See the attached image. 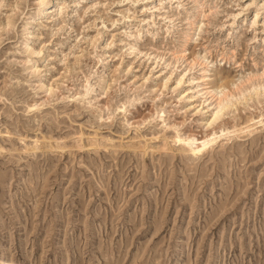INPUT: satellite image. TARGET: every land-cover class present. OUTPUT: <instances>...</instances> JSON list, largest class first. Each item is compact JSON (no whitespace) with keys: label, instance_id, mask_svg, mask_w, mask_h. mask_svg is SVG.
Wrapping results in <instances>:
<instances>
[{"label":"rangeland","instance_id":"374dc122","mask_svg":"<svg viewBox=\"0 0 264 264\" xmlns=\"http://www.w3.org/2000/svg\"><path fill=\"white\" fill-rule=\"evenodd\" d=\"M263 2L0 0V264H264Z\"/></svg>","mask_w":264,"mask_h":264},{"label":"bare ground","instance_id":"6f19581e","mask_svg":"<svg viewBox=\"0 0 264 264\" xmlns=\"http://www.w3.org/2000/svg\"><path fill=\"white\" fill-rule=\"evenodd\" d=\"M47 1H43L42 2V4L40 5V8L38 9L39 10V12L40 13H43V12H45L47 9H46V3ZM264 3V2H263ZM46 9V10H45ZM58 9V6L57 7H55L53 10H57ZM257 15V11H254V17ZM223 86V85H222ZM218 89V88H217ZM210 91H214V89L213 88H211L210 90H209V92ZM217 91V90H216ZM220 101H218L217 103H216V107H217V109L215 110V111H211L210 112V115H211V119H210V121L211 120H214L215 118H216V115H217V113H218V111H219V108H218V103H219ZM212 122V121H211ZM248 129V128H247ZM227 132H228V130H227ZM225 133V132H224ZM223 134V133H222ZM176 138V137H175ZM191 139V138H190ZM193 139V138H192ZM176 140L177 141H179V140H182L181 138H176ZM213 140V137H208V138H205V139H202V140H200L199 141V143H196L195 142V139H193V140H191L190 142H189V145H188V147H186L187 148V150L189 151V153L191 154V155H193V156H195V155H198L202 150H204L205 148H206V146L209 144V142L211 143V141ZM185 141V143H187V140H184ZM214 143V142H213ZM193 156H191V157H193ZM199 156V155H198ZM197 156V157H198ZM190 157V158H191ZM1 264H3V263H1Z\"/></svg>","mask_w":264,"mask_h":264}]
</instances>
